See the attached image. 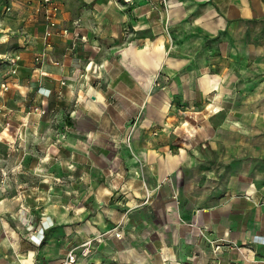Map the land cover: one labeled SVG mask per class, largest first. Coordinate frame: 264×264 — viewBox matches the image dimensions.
<instances>
[{
  "label": "crops",
  "instance_id": "obj_1",
  "mask_svg": "<svg viewBox=\"0 0 264 264\" xmlns=\"http://www.w3.org/2000/svg\"><path fill=\"white\" fill-rule=\"evenodd\" d=\"M55 2L47 51L40 0H0V63L8 70L3 58L20 57L0 91V138L19 142L20 168L44 171L50 187L35 213L25 202L10 213L39 223L20 242L24 258L62 264L95 239V264H264V183L228 195L229 179L192 195L196 203L185 192L217 131L218 111L202 110L225 85L226 68L215 67L246 53L231 29L258 23L264 0Z\"/></svg>",
  "mask_w": 264,
  "mask_h": 264
},
{
  "label": "rangeland",
  "instance_id": "obj_2",
  "mask_svg": "<svg viewBox=\"0 0 264 264\" xmlns=\"http://www.w3.org/2000/svg\"><path fill=\"white\" fill-rule=\"evenodd\" d=\"M253 24L246 27L242 25V31L238 32V27L231 29L235 37L232 41L241 39L244 49L247 48L246 53H234V56L225 58L220 66L215 67L217 70L218 67L226 68L225 74L221 76V81L225 85L209 97L202 110H206L207 106L210 112L214 111L213 107L220 109L214 115L217 131L210 144L200 151L199 160L191 170L190 177L194 182L185 189V192L191 195L190 202L196 203L194 196L209 187L215 192L225 190L229 179L231 185H228L225 191L228 195L235 192L236 185L241 182L255 183L256 187L263 186L264 17L258 23ZM4 64H7L9 69L6 70L0 63V84L5 82L10 74V65L7 62ZM8 93L9 91L5 92L4 98L8 97ZM211 103L215 105L209 107ZM36 108L38 107H32L31 112L38 113L41 117L47 114L41 107L38 110ZM3 110L7 111L5 108ZM2 111L0 110V119H2ZM0 124L6 126L5 121L2 123L0 121ZM0 129L2 130L3 127L0 126ZM14 133L13 126L6 131L8 135ZM7 139L9 141L4 137L0 138V264H19L18 260L24 258L27 252L19 246L20 242H25L26 238L31 237L39 223L36 214H28L25 218L10 213L19 212L22 209L21 203L24 202V207L35 213L41 203L48 202L50 187L44 180L47 174L44 171H23L20 168L19 164L23 160V153L19 149L20 143L15 139L10 142V137ZM22 181L26 184L24 185ZM53 188L56 189V186ZM53 188L51 193L55 194ZM24 191L25 193L34 191V193L24 196ZM56 195V200H59L60 194ZM208 197L207 202L211 204L213 193ZM45 237L46 232L42 235L40 246ZM92 261L95 264L93 259Z\"/></svg>",
  "mask_w": 264,
  "mask_h": 264
},
{
  "label": "built area",
  "instance_id": "obj_3",
  "mask_svg": "<svg viewBox=\"0 0 264 264\" xmlns=\"http://www.w3.org/2000/svg\"><path fill=\"white\" fill-rule=\"evenodd\" d=\"M40 8L44 16V21H45V31L43 35V40L45 43V49L48 51L49 48H51V43L50 39L53 35H55V30L57 29L58 26V14H59V6L55 2V0H40ZM10 7L6 8V12L10 11ZM60 36H67L68 35V30L66 28H63L59 32ZM85 39V38H84ZM47 54L46 51H43L40 55L35 57V64H42L44 59H46ZM20 57L16 56L13 58L10 57H5L3 58V61L7 62L10 65V73L12 75L17 73L18 67H19V62ZM8 83H2L0 85V88L2 91H5L8 87ZM38 110V108H36ZM44 113V111H42ZM112 230L108 231L107 233H104L101 236H105L108 234H111ZM114 236L116 238H121L120 233H115ZM94 241L95 239H88L81 243L78 246L72 247L69 249L65 257L63 259L62 264H94L92 261V252H93V247H94Z\"/></svg>",
  "mask_w": 264,
  "mask_h": 264
},
{
  "label": "bare ground",
  "instance_id": "obj_4",
  "mask_svg": "<svg viewBox=\"0 0 264 264\" xmlns=\"http://www.w3.org/2000/svg\"><path fill=\"white\" fill-rule=\"evenodd\" d=\"M211 107V105H209ZM217 111V108L215 109ZM34 253L30 252L28 257L26 258H20L19 263L21 264H32L34 262Z\"/></svg>",
  "mask_w": 264,
  "mask_h": 264
}]
</instances>
